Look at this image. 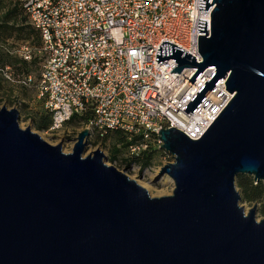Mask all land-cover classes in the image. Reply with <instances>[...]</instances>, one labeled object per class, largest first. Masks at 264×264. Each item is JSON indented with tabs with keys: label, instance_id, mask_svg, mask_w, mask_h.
Instances as JSON below:
<instances>
[{
	"label": "water",
	"instance_id": "water-1",
	"mask_svg": "<svg viewBox=\"0 0 264 264\" xmlns=\"http://www.w3.org/2000/svg\"><path fill=\"white\" fill-rule=\"evenodd\" d=\"M199 0L202 62L168 41L156 62L174 76L214 72L183 109L189 115L220 79L232 95L203 135L161 128L173 157L159 175L172 194L152 197L101 149L86 153L89 130L72 150L20 127L17 108H0V264H264V218L246 212L236 177L264 183V0Z\"/></svg>",
	"mask_w": 264,
	"mask_h": 264
},
{
	"label": "built area",
	"instance_id": "built-area-1",
	"mask_svg": "<svg viewBox=\"0 0 264 264\" xmlns=\"http://www.w3.org/2000/svg\"><path fill=\"white\" fill-rule=\"evenodd\" d=\"M20 2L39 33L36 53L42 59L37 80L29 75L20 81L35 90L50 115L45 134L59 139L70 133V120L86 117L79 123L80 130H89L88 139L124 133L130 143L122 156L128 159L150 146L160 148L161 128L176 127L191 139L200 138L230 100L224 99L229 92L220 79L189 115L183 109L215 68H204L176 99L197 68L176 77L170 73L177 65L174 59L155 60L159 45L171 47L161 45L168 41L202 62L197 37L205 33H198V19L207 21L209 34L213 5L203 11L199 0ZM12 52L26 60L32 57L25 43Z\"/></svg>",
	"mask_w": 264,
	"mask_h": 264
},
{
	"label": "rangeland",
	"instance_id": "rangeland-1",
	"mask_svg": "<svg viewBox=\"0 0 264 264\" xmlns=\"http://www.w3.org/2000/svg\"><path fill=\"white\" fill-rule=\"evenodd\" d=\"M24 43L26 44V46H28V49L31 50L32 55L37 56L36 63H33L31 65V68L33 70V77L35 80H37L38 70L42 63V59L40 57L41 55L39 53H36V44L32 42ZM13 46L12 48L14 49ZM15 46L18 47L19 43H17ZM6 74L9 73L6 72L5 74H2V72L0 71V108L2 106H6L7 108L16 107L20 113L19 122L21 128L31 126L32 130L38 133L48 143L55 145L61 141L63 151L66 153L70 152L72 150L77 133L81 131L80 123L73 122L69 124L68 129H70V133L66 134L65 132V135L59 139L45 134L42 130L36 129L33 125L32 117L39 116L44 112L42 100L36 97V93L33 88L21 85L17 81V77L9 79L10 81H2V76L4 75L6 77ZM93 140L94 139H88L85 154H88L95 149L100 148L106 155V163L112 164V161L109 160V157L111 155L110 149L116 142L115 139L111 137L105 143L98 142L95 145L92 144ZM115 145L120 147L118 143H116ZM172 161L173 157L167 152L160 149V151H157L154 154L150 164L143 169H140V165L138 163H132L129 158L126 160L118 159L116 167L118 170L124 171L130 178L134 179L138 184L147 189L150 196L159 197L172 194L174 188L173 181L166 175L158 174L160 168L164 164ZM240 204L244 207L246 212L249 208L256 204V220L264 218V196L252 202L242 199L240 201Z\"/></svg>",
	"mask_w": 264,
	"mask_h": 264
},
{
	"label": "trees",
	"instance_id": "trees-1",
	"mask_svg": "<svg viewBox=\"0 0 264 264\" xmlns=\"http://www.w3.org/2000/svg\"><path fill=\"white\" fill-rule=\"evenodd\" d=\"M24 42H32L38 47L40 45L38 31L29 23L20 0H0V71L2 74L6 72L11 74V79L17 77V81L23 86L25 85L20 80L29 75L33 76L31 65L36 63L37 60L36 55H32L30 60H26L12 52L13 45L15 47L17 43ZM2 81L10 80L3 75ZM85 119L86 117L73 118L67 125L73 122L78 123ZM32 122L36 129L46 131L50 127L51 118L49 113L44 110L39 116L32 117ZM111 137L116 142L110 149L111 155L109 160H126L122 155L130 142L127 141V136L124 133L114 131L103 137L96 136L93 138L92 144L95 145L98 142L105 143ZM116 143L120 147L116 146ZM157 151H160L159 147L150 146L140 155L133 156L129 159L132 163H138L140 169H143L150 164L152 157ZM236 187L240 192L241 198L245 201H256L264 196V184L261 182L255 183L252 177L247 175H239L236 177Z\"/></svg>",
	"mask_w": 264,
	"mask_h": 264
},
{
	"label": "bare ground",
	"instance_id": "bare-ground-1",
	"mask_svg": "<svg viewBox=\"0 0 264 264\" xmlns=\"http://www.w3.org/2000/svg\"><path fill=\"white\" fill-rule=\"evenodd\" d=\"M225 95V96H224ZM224 99H225V101L226 100H229L230 99V97H231V94H229V93H227L226 91L224 92Z\"/></svg>",
	"mask_w": 264,
	"mask_h": 264
}]
</instances>
